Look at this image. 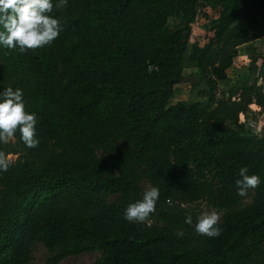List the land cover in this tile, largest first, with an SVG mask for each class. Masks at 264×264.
Instances as JSON below:
<instances>
[{
  "label": "trees",
  "instance_id": "1",
  "mask_svg": "<svg viewBox=\"0 0 264 264\" xmlns=\"http://www.w3.org/2000/svg\"><path fill=\"white\" fill-rule=\"evenodd\" d=\"M198 1L220 9L213 36L185 53L167 20L187 29ZM50 15L63 27L51 45H0V92L22 90L39 140L27 148L17 131L24 156L0 171V264H28L37 243L53 253L46 264L86 251L94 264H264V142L239 119L251 104L264 112V49L245 47L248 77L214 91L259 26L264 36V0H68ZM187 67L208 71L214 106L169 103ZM243 167L261 179L249 205L222 215L219 236L197 234L181 204L233 205ZM143 180L159 189L162 225L124 218Z\"/></svg>",
  "mask_w": 264,
  "mask_h": 264
},
{
  "label": "clouds",
  "instance_id": "2",
  "mask_svg": "<svg viewBox=\"0 0 264 264\" xmlns=\"http://www.w3.org/2000/svg\"><path fill=\"white\" fill-rule=\"evenodd\" d=\"M67 3L68 0H58L55 5L52 0H0V45L10 50L18 49L20 53L51 45L63 27L60 20L50 14L54 8L63 9ZM37 122L35 113L30 114L25 109L21 89L8 87L0 92V143L14 141L18 131L27 148L38 147L39 140L35 137ZM11 163V157L0 151V171L6 172ZM247 173L246 167L241 168V178L235 181L240 196H246L249 189H256L261 184L259 176ZM159 196L158 188L149 187L141 200L128 205L124 218L151 226V216L156 212ZM219 221L220 215L217 212H203L197 217L195 232L209 238L217 237L221 233ZM185 223L193 225L191 214L186 216ZM176 235L182 237L183 230H178Z\"/></svg>",
  "mask_w": 264,
  "mask_h": 264
},
{
  "label": "rangeland",
  "instance_id": "3",
  "mask_svg": "<svg viewBox=\"0 0 264 264\" xmlns=\"http://www.w3.org/2000/svg\"><path fill=\"white\" fill-rule=\"evenodd\" d=\"M219 6L209 5L202 1H198L196 5V15L190 22L187 29L184 28V21L180 15H171L168 17L167 25L169 28L179 30L174 38V44L176 48L183 47L185 53H189L192 45L197 43L199 46H203L213 36L211 29V21L217 16ZM259 37H264L261 27H258ZM257 47V46H256ZM264 49V46L261 50ZM249 62V54L245 52L242 45L239 47L238 54L234 57L232 65L226 71V78L218 80L215 85L216 97H223L224 92L227 88L235 81H241L248 77L247 65ZM183 71V70H182ZM184 78L179 82H172V92L169 97V103H174L178 100L191 101H202L203 107L214 106L213 102H208L207 96L205 95L208 90L207 79L209 77L208 71H197L196 68L187 67L184 69ZM188 76L195 78V82L188 79ZM264 87V82H262ZM239 119L245 123L246 126V137L254 143L259 140L264 142V112L256 104L250 105L248 110L240 114ZM100 152V151H98ZM6 154L11 157L12 162L19 160L24 156V148L17 142L15 136L14 141H10L7 144ZM1 186V185H0ZM152 187L148 181L143 180L141 182V192L144 194L145 191ZM253 197V190L249 189L246 196L237 195L233 205L229 207H219L212 205L202 199L194 200L191 202H184L181 204L186 211L192 215H201L203 212H217L222 215L227 211L240 210L251 202ZM104 199L108 202H118L119 198L117 194L106 193ZM171 204V203H170ZM153 223L158 225L164 224L162 220H152ZM53 253L48 250L43 244L37 243L34 245L32 250V256L28 264H46L48 258ZM99 256L98 251H86L80 254L68 255L61 259L57 264H94L95 260Z\"/></svg>",
  "mask_w": 264,
  "mask_h": 264
},
{
  "label": "crops",
  "instance_id": "4",
  "mask_svg": "<svg viewBox=\"0 0 264 264\" xmlns=\"http://www.w3.org/2000/svg\"><path fill=\"white\" fill-rule=\"evenodd\" d=\"M248 46H257V48L259 50H261L263 48V46H264V37H262V38L261 37H257L254 40H251L250 42L245 43V44L242 45V47H244V48L245 47H248ZM183 71H184V69H183ZM183 71H182V73L184 75V72Z\"/></svg>",
  "mask_w": 264,
  "mask_h": 264
},
{
  "label": "water",
  "instance_id": "5",
  "mask_svg": "<svg viewBox=\"0 0 264 264\" xmlns=\"http://www.w3.org/2000/svg\"><path fill=\"white\" fill-rule=\"evenodd\" d=\"M188 79H190L192 82H195V78H192L191 76H188ZM173 82V80H171V83Z\"/></svg>",
  "mask_w": 264,
  "mask_h": 264
}]
</instances>
